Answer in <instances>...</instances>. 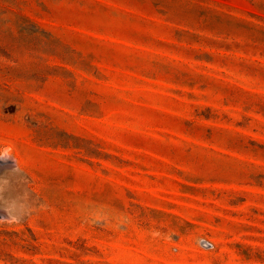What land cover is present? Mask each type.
I'll list each match as a JSON object with an SVG mask.
<instances>
[{
	"label": "rangeland",
	"instance_id": "1",
	"mask_svg": "<svg viewBox=\"0 0 264 264\" xmlns=\"http://www.w3.org/2000/svg\"><path fill=\"white\" fill-rule=\"evenodd\" d=\"M4 152L0 264H264V0H0Z\"/></svg>",
	"mask_w": 264,
	"mask_h": 264
},
{
	"label": "bare ground",
	"instance_id": "2",
	"mask_svg": "<svg viewBox=\"0 0 264 264\" xmlns=\"http://www.w3.org/2000/svg\"><path fill=\"white\" fill-rule=\"evenodd\" d=\"M5 153V152H4ZM3 153V156L0 158V166H1V164L3 163H5V162H9V163H11L12 165L13 164H15L12 160H11V157H9V155H7L6 153L4 154ZM3 166V165H2ZM1 166V169L2 168H4V167H2ZM5 166V165H4ZM6 166H8V165H6ZM14 166V165H13ZM8 168V167H7ZM1 171V170H0ZM0 213L2 214V212L0 211ZM0 217H1V215H0ZM12 217V216H11ZM2 218H4V217H2ZM7 218V217H6Z\"/></svg>",
	"mask_w": 264,
	"mask_h": 264
}]
</instances>
